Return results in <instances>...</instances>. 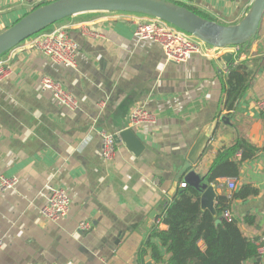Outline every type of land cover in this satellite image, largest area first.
I'll use <instances>...</instances> for the list:
<instances>
[{
    "label": "crops",
    "instance_id": "1",
    "mask_svg": "<svg viewBox=\"0 0 264 264\" xmlns=\"http://www.w3.org/2000/svg\"><path fill=\"white\" fill-rule=\"evenodd\" d=\"M253 1L184 3L219 24L234 25ZM36 5L33 0H0V33ZM139 17L95 12L57 24L79 45L75 68L51 61L27 41L4 56L14 72L0 83V173L16 177L18 184L0 192V264H146L147 257L157 264L143 250L182 188L183 179L176 191L173 184L202 129L218 120L193 167L201 176L208 177L218 151L239 136L264 146V113L258 107L264 99V16L250 43L221 49L207 45L205 53H193L182 63L169 62L160 44L134 37ZM226 52L246 61L252 71L250 88L233 115H227L229 124L217 118L227 74L217 59ZM44 75L61 82L79 101L76 110L42 88ZM137 107L154 113L156 123L132 128L129 117ZM127 129L138 148L116 138ZM103 132L117 141L108 161L102 157ZM225 178L210 183L217 198H229ZM243 184L258 187L259 194L232 199L229 209L247 237L260 239L264 152L242 164L237 190ZM52 188L65 189L71 198L69 214L56 221L42 214ZM247 214L256 218L255 224L244 222ZM84 221L90 229L79 230Z\"/></svg>",
    "mask_w": 264,
    "mask_h": 264
},
{
    "label": "trees",
    "instance_id": "2",
    "mask_svg": "<svg viewBox=\"0 0 264 264\" xmlns=\"http://www.w3.org/2000/svg\"><path fill=\"white\" fill-rule=\"evenodd\" d=\"M174 2L193 10L204 18L213 20L206 14L181 1ZM48 3L50 2L38 4L34 9ZM89 14L91 13L79 15ZM132 14L146 15L140 13ZM72 17L61 20L55 25ZM242 46L244 45H240L239 47ZM7 53L0 58L4 57ZM226 71L227 74L222 79V109L217 115L218 119L223 115L232 116L237 104L251 86L252 71H250L246 61L233 59L227 65ZM263 152L264 146L257 147L245 136H239L230 146H223L218 151L209 169L208 176L210 183L217 184L220 178L223 177L238 178L241 173L242 164L248 160L257 158ZM258 194V187L252 184H243L233 193L231 199L220 195L216 203L218 216L215 217L209 210L201 208L200 194L195 188L187 185L183 191L179 189L173 201L166 208L164 215L160 216L161 222L166 224L167 228L162 229L160 225L154 227L143 250L144 253L148 254L150 252L155 263L263 264V256L258 253L255 243L258 238L251 239L247 237L237 219L226 221L222 218L221 223H217V218L221 217L222 212L226 208H229L232 199L245 200ZM244 222L252 225L256 223V218L253 215L247 214ZM154 239H158L159 243L154 241ZM259 258L261 260H258Z\"/></svg>",
    "mask_w": 264,
    "mask_h": 264
},
{
    "label": "water",
    "instance_id": "3",
    "mask_svg": "<svg viewBox=\"0 0 264 264\" xmlns=\"http://www.w3.org/2000/svg\"><path fill=\"white\" fill-rule=\"evenodd\" d=\"M93 12H129L157 17L196 36L208 45L221 49L245 45L252 41L264 16V0H254L246 15L234 25L219 24L171 0H54L33 9L0 33V57L61 20ZM233 56L232 52H226L217 62L225 69ZM220 120L229 124L230 118L223 115ZM217 125L218 120H215L202 129L173 184L174 191L177 190L180 179L195 188L200 194L201 208L209 210L215 217L218 212L214 187L210 185L209 176L197 174L193 167L207 149ZM131 135L132 130L127 129L116 135V138L122 139L130 147L138 148V141H130ZM184 189L181 188L182 191ZM221 221L222 217H218L217 223ZM146 264H153L149 257L146 258Z\"/></svg>",
    "mask_w": 264,
    "mask_h": 264
},
{
    "label": "built area",
    "instance_id": "4",
    "mask_svg": "<svg viewBox=\"0 0 264 264\" xmlns=\"http://www.w3.org/2000/svg\"><path fill=\"white\" fill-rule=\"evenodd\" d=\"M36 4L52 2L54 0H33ZM184 2L185 0H174ZM134 30V37L140 40H151L161 45L169 62L182 63L193 53H205V47L208 45L203 40L189 34L180 28L160 19L149 15H141ZM27 45L38 50L51 61L62 64L66 67H77L79 45L69 35L63 26L49 28L38 35L27 40ZM210 46V45H208ZM212 47V46H210ZM214 49H218L212 47ZM14 72L10 58H0V83L7 80ZM41 86L48 90L56 98L58 103L72 111L79 106V101L64 87V85L49 75L41 77ZM258 107L264 113V99L258 102ZM157 116L143 107L134 108L129 117L130 126L138 127L147 123H156ZM117 151V141L113 134L102 133V157L104 160H112ZM225 186L229 192V198L237 190V178L226 177ZM18 184L16 177H7L0 173V192L14 189ZM186 188L187 184H181ZM71 209V198L63 188H52L50 190L47 202L42 207V214L49 220H59L66 217ZM221 217L226 221H233L235 218L232 211L226 208ZM161 218L157 220L156 225H161ZM79 230L90 229L88 221L81 222ZM257 251L264 255V236L255 241ZM157 264H167L159 262Z\"/></svg>",
    "mask_w": 264,
    "mask_h": 264
},
{
    "label": "rangeland",
    "instance_id": "5",
    "mask_svg": "<svg viewBox=\"0 0 264 264\" xmlns=\"http://www.w3.org/2000/svg\"><path fill=\"white\" fill-rule=\"evenodd\" d=\"M184 3V2H183ZM56 25L52 26L51 28H54Z\"/></svg>",
    "mask_w": 264,
    "mask_h": 264
}]
</instances>
